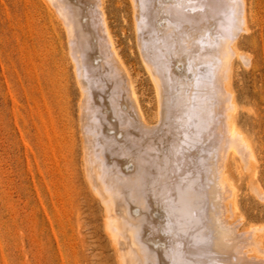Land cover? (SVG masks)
Wrapping results in <instances>:
<instances>
[{"label": "bare ground", "instance_id": "bare-ground-1", "mask_svg": "<svg viewBox=\"0 0 264 264\" xmlns=\"http://www.w3.org/2000/svg\"><path fill=\"white\" fill-rule=\"evenodd\" d=\"M37 1L54 29L58 22L70 37L74 76L84 103L81 117L85 128L81 131L86 129L89 149L93 150L85 157L91 158L96 173L90 163L87 166L94 173L86 169L94 174L93 180L98 182L94 185L104 195L100 194L107 212L104 228L118 252L119 263L264 264V256L254 252L262 243L257 230L263 227L251 225L253 229L246 231V226L240 225L246 231L240 232L236 225L239 220L232 221L241 210L236 201L238 188L229 171L235 159L256 160L259 156L255 158V146L238 124L233 90L236 63H246L251 56L242 51V40L256 44L251 27L259 16L253 3L130 0L141 58L158 100L156 123H150L134 85H123L120 71L128 78L130 73L109 30L105 1Z\"/></svg>", "mask_w": 264, "mask_h": 264}, {"label": "rangeland", "instance_id": "rangeland-1", "mask_svg": "<svg viewBox=\"0 0 264 264\" xmlns=\"http://www.w3.org/2000/svg\"><path fill=\"white\" fill-rule=\"evenodd\" d=\"M104 1L109 30L130 73L128 78L120 71L123 85H134L146 119L156 123L158 100L155 84L142 61L131 1ZM249 2L253 3L259 16L258 22L251 27L256 44L242 40V51L251 56L246 63L240 60L236 63L233 90L239 110L238 124L253 148L255 146V158L259 153L260 159H235L234 164L230 162L229 171L239 191H236V201L238 211L241 210L239 214L236 212L232 221L236 223L239 220L236 225L240 232L263 227L261 231L257 230L262 246L254 252L264 256V0ZM39 6L37 0H0V264H121L112 239L106 233L107 228H104L107 212L104 199L100 198L102 193L96 187L98 182L93 180L96 167L92 165L91 158L85 157L86 152L93 150L89 149L86 129H83L84 136L81 131L85 128L81 117L84 103L82 88L73 70L70 37L58 22L55 30ZM30 110H35L36 115ZM92 152L87 155L90 157ZM87 165L93 166L94 170ZM257 179L258 182L255 181ZM240 225L246 226L247 230L242 231ZM131 245L134 246L133 243Z\"/></svg>", "mask_w": 264, "mask_h": 264}]
</instances>
